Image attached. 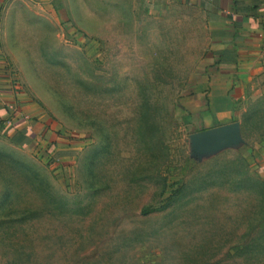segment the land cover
<instances>
[{"label": "rangeland", "instance_id": "obj_1", "mask_svg": "<svg viewBox=\"0 0 264 264\" xmlns=\"http://www.w3.org/2000/svg\"><path fill=\"white\" fill-rule=\"evenodd\" d=\"M69 3L67 27L10 9L9 68L76 150L53 169L0 136V264H264V110L199 139L203 15Z\"/></svg>", "mask_w": 264, "mask_h": 264}, {"label": "crops", "instance_id": "obj_2", "mask_svg": "<svg viewBox=\"0 0 264 264\" xmlns=\"http://www.w3.org/2000/svg\"><path fill=\"white\" fill-rule=\"evenodd\" d=\"M139 1L174 4L204 17L207 45L188 85L192 122L200 133L231 124L240 129L242 116L251 108L264 110V0ZM17 4L31 6L65 27L71 12L69 0H0V136L48 157V163L68 167L76 149L68 147L43 111L16 89L9 71L11 55L5 44L15 22L8 18Z\"/></svg>", "mask_w": 264, "mask_h": 264}, {"label": "water", "instance_id": "obj_3", "mask_svg": "<svg viewBox=\"0 0 264 264\" xmlns=\"http://www.w3.org/2000/svg\"><path fill=\"white\" fill-rule=\"evenodd\" d=\"M233 129H238V126H226L222 128H216L211 131L203 132L199 134V139H203L204 141L209 143H218L220 141H223Z\"/></svg>", "mask_w": 264, "mask_h": 264}, {"label": "built area", "instance_id": "obj_4", "mask_svg": "<svg viewBox=\"0 0 264 264\" xmlns=\"http://www.w3.org/2000/svg\"><path fill=\"white\" fill-rule=\"evenodd\" d=\"M10 74L13 76V82H14V85L16 86V89L20 90V87L17 83V80L13 74V71L10 69ZM11 110L12 111H15V108L13 106H11ZM50 167H52L53 169H58L59 168V163L57 161H53V162H50L49 163Z\"/></svg>", "mask_w": 264, "mask_h": 264}, {"label": "trees", "instance_id": "obj_5", "mask_svg": "<svg viewBox=\"0 0 264 264\" xmlns=\"http://www.w3.org/2000/svg\"><path fill=\"white\" fill-rule=\"evenodd\" d=\"M146 214V213H145Z\"/></svg>", "mask_w": 264, "mask_h": 264}]
</instances>
